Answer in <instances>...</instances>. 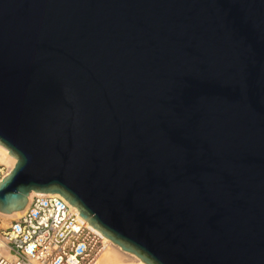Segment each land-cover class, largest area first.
<instances>
[{
	"label": "water",
	"instance_id": "obj_1",
	"mask_svg": "<svg viewBox=\"0 0 264 264\" xmlns=\"http://www.w3.org/2000/svg\"><path fill=\"white\" fill-rule=\"evenodd\" d=\"M0 212L58 193L145 264H264V0H0Z\"/></svg>",
	"mask_w": 264,
	"mask_h": 264
},
{
	"label": "built area",
	"instance_id": "obj_2",
	"mask_svg": "<svg viewBox=\"0 0 264 264\" xmlns=\"http://www.w3.org/2000/svg\"><path fill=\"white\" fill-rule=\"evenodd\" d=\"M7 169L0 166V181ZM0 264H96L102 237L59 195H34L2 233Z\"/></svg>",
	"mask_w": 264,
	"mask_h": 264
},
{
	"label": "bare ground",
	"instance_id": "obj_3",
	"mask_svg": "<svg viewBox=\"0 0 264 264\" xmlns=\"http://www.w3.org/2000/svg\"><path fill=\"white\" fill-rule=\"evenodd\" d=\"M10 151L6 149L5 147L0 145V166H4L7 171L4 172V177L1 179L0 183L4 180L5 177L10 175V173L14 170L18 159L12 157L10 154ZM59 195L58 193H38L36 191H32L28 196V203L26 207L28 206L31 198L34 195ZM63 197V196H62ZM64 198V197H63ZM65 199V198H64ZM71 205V204H70ZM73 207V205H71ZM25 207V208H26ZM76 212H78L81 222L85 223L88 227H90L94 232L98 233L104 243V249L99 255L96 264H145L138 256H136L133 253L124 251L119 245L115 244L113 241H111L109 238H107L103 233H101L96 228L90 226L89 222L82 218L80 216V211L78 208L73 207ZM25 210V209H24ZM24 210L16 211L11 214H6L0 212V217L6 219V220H14L17 219ZM7 253V249L5 248V245L2 241H0V256H4Z\"/></svg>",
	"mask_w": 264,
	"mask_h": 264
},
{
	"label": "rangeland",
	"instance_id": "obj_4",
	"mask_svg": "<svg viewBox=\"0 0 264 264\" xmlns=\"http://www.w3.org/2000/svg\"><path fill=\"white\" fill-rule=\"evenodd\" d=\"M12 220H6L0 217V241L2 240V233L11 225Z\"/></svg>",
	"mask_w": 264,
	"mask_h": 264
}]
</instances>
